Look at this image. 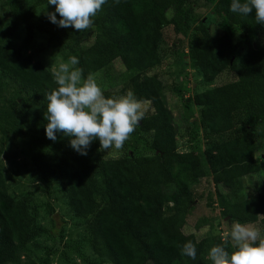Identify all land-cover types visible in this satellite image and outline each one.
<instances>
[{
	"label": "trees",
	"instance_id": "16d2710c",
	"mask_svg": "<svg viewBox=\"0 0 264 264\" xmlns=\"http://www.w3.org/2000/svg\"><path fill=\"white\" fill-rule=\"evenodd\" d=\"M198 3L211 5L221 22L215 35L210 31L215 17L199 22L198 36H191L187 45L190 67L207 85L224 71L237 79L189 99L199 109L205 149L180 153L163 85L147 73L160 63L164 27L186 35ZM44 4L47 0L4 2L9 19L0 18V124L19 138L45 187L57 188L72 215L83 221L84 234L65 248L84 263H89L82 251L86 247L97 264H211L208 250L226 242L183 233L194 209L191 189L202 179L214 185L208 206L217 204L224 219L260 221L264 229V193L247 197L243 192L244 177L264 166V25L256 22L254 12H231V0H107L93 27L81 34L72 27L53 31V23L36 13ZM85 32L94 35L88 49L80 38ZM38 37L46 38L63 60L78 57L85 77L120 57L127 60L136 74L121 93L131 90L153 108L139 123L142 133H152V156L86 157L66 142L70 137L57 133L56 142L46 137L45 96L56 85L38 59L43 51ZM236 37L241 41L235 42ZM46 233L29 203L7 192L0 168V264H36L29 259V246ZM188 241L196 246V260L180 254ZM226 250L233 248L227 243ZM48 263L45 258L40 264Z\"/></svg>",
	"mask_w": 264,
	"mask_h": 264
},
{
	"label": "rangeland",
	"instance_id": "374dc122",
	"mask_svg": "<svg viewBox=\"0 0 264 264\" xmlns=\"http://www.w3.org/2000/svg\"><path fill=\"white\" fill-rule=\"evenodd\" d=\"M4 2L5 0H0V18L7 20L9 17H7V8L4 6ZM54 11L55 6L50 4L36 8V13L40 17H47L48 12ZM208 16L216 19V22L210 26L211 33L215 35L218 32L221 18L214 14L211 5L203 3H198L195 6L194 20L186 35L177 36L172 26H165L159 47L160 63L147 73L150 76H157L163 85V97L173 115L177 151L180 153L201 152L205 149V140L198 123L199 109L189 99L196 93L234 82L237 79L233 72L224 71L216 77L211 85H207L203 82L199 72L189 65L186 56L189 39L191 36H198L199 22ZM52 29L55 32H60L61 27L52 24ZM85 33L80 38L82 46L88 49L93 43L94 35L91 32ZM23 35V30H21L20 37L22 38ZM238 41H241V38L236 37L235 42ZM20 42V39L14 40L13 44L15 47H19ZM36 43L43 49L38 59L49 70L53 62L58 63L63 60L54 49L46 45V38L38 37ZM90 55L91 53L87 50L85 56ZM134 74L136 71L128 64L127 60L120 57L93 75L104 90L106 97H119L123 95L121 90L125 81ZM143 105L146 109L145 116L153 112L150 103L143 102ZM226 136L222 139H225ZM151 141L152 133H142L138 125L121 150L113 148L107 152L98 151L100 144L98 140H95L87 150V155L84 156L100 159H116L128 154L152 156V151L148 148ZM66 142L70 143V140L66 139ZM0 151H2L0 168L7 192L19 199H25L35 210L38 225L47 231L45 235L37 238L35 243L29 246V259L36 264H40L45 258L48 259V264H97L96 256L88 248L84 247L82 251L89 263H84L75 252L65 248L66 243L76 242L82 237L84 223L72 215L57 188L47 189L40 181L39 173L32 166L19 138L13 136L4 124H0ZM260 159L261 153L259 152L257 162H261ZM213 186L210 180L202 179L191 189L195 196L194 209L186 219L183 233L193 234L197 240L214 237L225 241L224 234L231 228L232 222L222 217L217 204L208 206V194L210 190L214 191ZM219 190L222 191L223 188L219 187ZM243 192L247 197L264 193V166L260 172L244 177ZM254 225L264 230L260 221ZM227 243L231 247L230 239ZM47 250L51 252L48 256L45 254Z\"/></svg>",
	"mask_w": 264,
	"mask_h": 264
},
{
	"label": "clouds",
	"instance_id": "9594fccd",
	"mask_svg": "<svg viewBox=\"0 0 264 264\" xmlns=\"http://www.w3.org/2000/svg\"><path fill=\"white\" fill-rule=\"evenodd\" d=\"M107 0H47L55 11L47 17L61 28L72 27L79 32L93 27V18ZM118 4L120 0H115ZM230 11L241 15H255L264 25V0H231ZM57 13L59 19H57ZM79 59L69 56L67 61L52 63L50 70L56 87L50 90L44 118L46 137L53 142L57 133L70 137V146L80 155H87L93 141L98 140V151L121 150L144 119L146 109L133 91L119 97H106L93 74L84 76L78 67ZM225 244L212 246L207 253L211 264H264V230L252 223L233 221L224 234ZM231 240L233 251L226 250ZM181 256L197 258L192 241L184 243Z\"/></svg>",
	"mask_w": 264,
	"mask_h": 264
}]
</instances>
